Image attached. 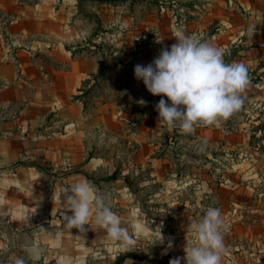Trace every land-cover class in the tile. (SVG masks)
Instances as JSON below:
<instances>
[{"label":"rangeland","instance_id":"obj_1","mask_svg":"<svg viewBox=\"0 0 264 264\" xmlns=\"http://www.w3.org/2000/svg\"><path fill=\"white\" fill-rule=\"evenodd\" d=\"M75 1L92 32L73 53H93L101 69L96 83L82 89L85 108L93 114L95 102L109 103L119 125L116 133L91 129V155L105 160L91 184L107 197L131 243L110 240L95 224L85 225L84 234L67 230L64 197L53 193V217L40 222V258L36 251L34 264H115L127 253L140 259L123 264H170L185 256L187 228L208 207L218 208L227 226L221 264L232 263V257L235 263L245 258L247 264H264V16L252 7H264V0ZM107 10L116 11V20ZM250 26L256 29L252 38ZM181 29L221 48L226 63L245 64L250 80L237 114L191 134L158 126L155 107L167 97L150 94L134 74L137 64L146 66L162 48L170 49ZM65 186L57 190L71 185ZM237 227L246 229L241 243L233 240Z\"/></svg>","mask_w":264,"mask_h":264},{"label":"crops","instance_id":"obj_2","mask_svg":"<svg viewBox=\"0 0 264 264\" xmlns=\"http://www.w3.org/2000/svg\"><path fill=\"white\" fill-rule=\"evenodd\" d=\"M252 7L264 16L263 5ZM107 12L116 20L115 10ZM91 32L75 0H0V264H34L53 193L98 180L104 168L88 137L98 127L116 133L117 114L98 101L87 112L82 89L96 83L100 65L93 53L67 48L91 40ZM245 230L237 227L234 242ZM239 259L229 264H247Z\"/></svg>","mask_w":264,"mask_h":264},{"label":"clouds","instance_id":"obj_3","mask_svg":"<svg viewBox=\"0 0 264 264\" xmlns=\"http://www.w3.org/2000/svg\"><path fill=\"white\" fill-rule=\"evenodd\" d=\"M255 31V26L249 27L251 38ZM175 40L170 49L162 48L150 64L134 67L135 78L143 81L150 94L167 97V100L160 99L155 107L159 114L158 126L163 125L170 132L179 129L182 134H191L198 127L219 126L232 118L245 103L250 84L246 65L226 63L221 48L196 34H184L182 29ZM62 195L61 215L67 230L77 229L84 234L85 225L95 224L110 240L131 243L128 228L112 211L107 197L89 181L75 182L59 198ZM156 231L158 241L162 242L160 228ZM226 231L220 210L208 207L203 217L187 228L185 256L170 260V264L182 261L184 264H221ZM189 234L193 237L191 242ZM167 247L171 249L172 243ZM16 264L24 262L17 260Z\"/></svg>","mask_w":264,"mask_h":264},{"label":"trees","instance_id":"obj_4","mask_svg":"<svg viewBox=\"0 0 264 264\" xmlns=\"http://www.w3.org/2000/svg\"><path fill=\"white\" fill-rule=\"evenodd\" d=\"M69 50H73V49H69ZM111 179H115V175L110 177ZM127 259H137L139 260V256L133 254V253H127L125 255H121L120 257H118V259L116 260L115 264H123Z\"/></svg>","mask_w":264,"mask_h":264}]
</instances>
